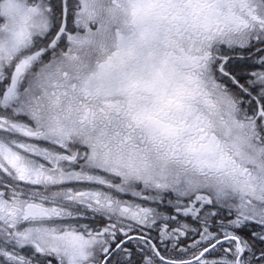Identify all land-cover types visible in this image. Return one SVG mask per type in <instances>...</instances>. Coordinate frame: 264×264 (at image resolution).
<instances>
[{"label": "snow or ice", "instance_id": "obj_1", "mask_svg": "<svg viewBox=\"0 0 264 264\" xmlns=\"http://www.w3.org/2000/svg\"><path fill=\"white\" fill-rule=\"evenodd\" d=\"M0 264H264V0H0Z\"/></svg>", "mask_w": 264, "mask_h": 264}]
</instances>
